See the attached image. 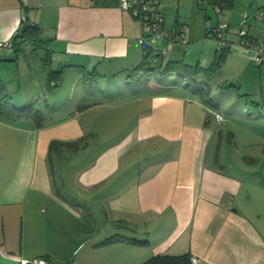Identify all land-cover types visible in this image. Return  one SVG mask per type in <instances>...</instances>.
Here are the masks:
<instances>
[{
    "label": "crops",
    "instance_id": "1",
    "mask_svg": "<svg viewBox=\"0 0 264 264\" xmlns=\"http://www.w3.org/2000/svg\"><path fill=\"white\" fill-rule=\"evenodd\" d=\"M248 4L264 9V0H245L235 15ZM25 18L40 28L48 66L36 62L30 44L14 52ZM176 22L188 42L192 28ZM251 26L248 35L258 38ZM141 34L120 0H0V78L14 105L42 112L40 125L31 112H0V264L40 257L46 264H141L164 253H190L198 264H264V183L240 178L212 155L219 131L187 89L134 70ZM160 39L168 49L182 41ZM49 69H63L54 87ZM101 107L112 113L96 115ZM53 140L79 143L51 156ZM86 202L101 205L105 225L84 226L87 213L90 224L96 219ZM115 227L147 243L98 244Z\"/></svg>",
    "mask_w": 264,
    "mask_h": 264
},
{
    "label": "rangeland",
    "instance_id": "2",
    "mask_svg": "<svg viewBox=\"0 0 264 264\" xmlns=\"http://www.w3.org/2000/svg\"><path fill=\"white\" fill-rule=\"evenodd\" d=\"M243 3L245 0H235L231 8L216 13L210 5L205 9H200L196 0H161L159 8L164 12L165 27L171 28L173 24L178 26L176 18L180 17L186 23L184 24L187 28L189 26L192 28L191 36H187L186 41L188 42L182 40L179 42L180 45H176L178 47H169V51L164 56L166 59L173 58L178 52L183 53L186 49L188 54L185 61L192 64L199 61L202 66H207L215 51L219 52L221 48H217L219 40L216 37L205 34L207 22L212 25L217 24L218 21L229 22L225 36L231 43L221 66L210 74L200 72L194 76L183 78L176 73H170L161 77L156 70L150 69L145 71L144 78H149L151 81H160L162 78V82L174 84L177 88L187 89L200 105L199 110L204 113L205 122L211 119L219 131L210 145L212 155L216 154L222 163L230 162L233 167L228 168V170H232L235 175L242 179H254V184H257L259 182L264 183V64L255 63L253 54L255 51L253 52L251 46L239 43L238 36L241 30L248 31L251 25H253L251 30H257L258 38L264 37L262 35L264 31L258 25L260 21L255 18V13L259 9L254 11V7L252 10L250 9L251 5L248 4L238 17L235 15L236 6ZM205 15H208L209 18H206ZM195 35L200 38H191ZM160 41V38L146 36L148 45L160 47ZM187 43H191L193 49ZM36 51L38 57L35 59L41 66V57L44 56L45 51L42 48ZM120 106L121 101L112 109H120ZM107 108L101 107L100 111L95 112L96 115L111 114V110L105 111ZM216 113L222 115L220 121L216 120ZM108 138L104 136L105 140ZM115 138L112 137V139ZM65 185L71 192L76 191L71 179H66ZM254 191V189L251 190L253 194ZM243 193L242 190L241 194ZM85 205L95 211L94 217L96 218L95 225L90 224V217L87 213V222L83 223L85 227L89 226L92 230L94 227L106 224L107 220L100 204L96 203V206H92L93 203L86 202ZM108 226L113 228L114 224ZM115 229L113 230L114 233H122L123 235H130L131 233L124 227H115Z\"/></svg>",
    "mask_w": 264,
    "mask_h": 264
},
{
    "label": "trees",
    "instance_id": "3",
    "mask_svg": "<svg viewBox=\"0 0 264 264\" xmlns=\"http://www.w3.org/2000/svg\"><path fill=\"white\" fill-rule=\"evenodd\" d=\"M151 1L154 5L155 4L158 6L160 5V0H151ZM196 1L200 9H205L207 8V6L210 5L216 11V13H221L226 9L231 8L235 3V0H196ZM259 10H264V9H259ZM205 17L209 18L208 15H205ZM26 19L27 18L22 20V24L19 26V28H17L11 41V45L14 49V52L16 53V56L23 52V47L26 44L31 45V51H33V54L37 49L46 48L44 44L45 40L41 37L40 35L41 31L37 24L28 26L22 31V33H19L21 28L26 24ZM176 20L178 21L177 18ZM260 23H264V22L260 21ZM163 27L166 29H170L165 27L164 21H163ZM205 31H206L205 34L208 35L209 26H207L206 24H205ZM150 37L152 38V36ZM247 37L251 39H260L254 37L252 38L248 34ZM162 39H165L167 42H173V41H169L167 38H162ZM142 44H143V56L141 61L134 67V70H140V71H147L150 69L156 70L161 77H164L166 76V74H170V73H176L182 76L183 78L194 76L196 74H199L200 72H203L205 74H210L221 66V63L228 52V47H221L219 52L217 50L215 51L209 65L202 66L199 63L189 64L185 62L183 59H169V58L166 59L164 56L167 54L169 50L168 45L166 44L167 52L165 54H162L161 49L163 48L164 45L162 46V48L161 46L157 47V46L148 45L146 43V36L144 37ZM48 52L49 50H47L44 56L41 57L44 66H48V57H47ZM62 76H63V69H59V70L49 69L47 80L50 87H54L55 85H58L60 83L59 81L62 79ZM24 111L31 112V114L36 119L37 124L40 125L42 112L38 108L33 107L32 103H26L19 107L14 105L13 102L11 101L10 91L8 90L3 80L0 78V112L20 113ZM78 143L79 141L64 142V141L53 140L50 143L49 152L52 156L53 154H58L59 152H61V149L63 147L71 148L77 145ZM117 240H123L134 243H147V239H139L136 237L127 236L120 233H115L110 236L104 237L98 242V244L109 243L111 241H117ZM191 257L192 256L190 255V253H183L178 255L164 253V254L152 255L146 260H144L141 264H193V262L191 261Z\"/></svg>",
    "mask_w": 264,
    "mask_h": 264
},
{
    "label": "built area",
    "instance_id": "4",
    "mask_svg": "<svg viewBox=\"0 0 264 264\" xmlns=\"http://www.w3.org/2000/svg\"><path fill=\"white\" fill-rule=\"evenodd\" d=\"M121 6L124 9H127L131 14L136 17L142 28V34L140 37V42L142 43L145 36H152V38H167L169 41H177L184 38L183 26H174L170 29L163 27L164 14L159 8L158 5H154L151 0H120ZM255 18L264 22V10H258L255 13ZM245 22V21H244ZM209 26V34L216 37L219 41L217 48L228 47L230 46V41L225 36V31L229 27L228 22H218L215 25L207 22ZM238 42L251 46L255 50L254 61L256 64H264V37L260 39H251L247 37V31L241 30L238 36ZM167 52V46L165 45L161 49V53L165 54ZM215 118L217 121H220L222 115L216 113ZM36 264H46V260L42 257L34 258L31 260ZM193 264H198V259L194 256L191 257ZM21 263H25L22 260Z\"/></svg>",
    "mask_w": 264,
    "mask_h": 264
},
{
    "label": "water",
    "instance_id": "5",
    "mask_svg": "<svg viewBox=\"0 0 264 264\" xmlns=\"http://www.w3.org/2000/svg\"><path fill=\"white\" fill-rule=\"evenodd\" d=\"M31 25H33L32 22H30V21L26 22V24L21 28V30L19 31V33H22V31H23L26 27L31 26Z\"/></svg>",
    "mask_w": 264,
    "mask_h": 264
}]
</instances>
